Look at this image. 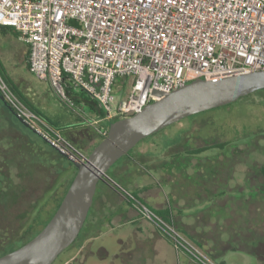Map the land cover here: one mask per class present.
Listing matches in <instances>:
<instances>
[{
  "label": "built area",
  "instance_id": "obj_1",
  "mask_svg": "<svg viewBox=\"0 0 264 264\" xmlns=\"http://www.w3.org/2000/svg\"><path fill=\"white\" fill-rule=\"evenodd\" d=\"M0 25L27 43L30 72L100 136L108 130L101 122L141 111L160 98L155 91L264 70V0H0ZM0 90L15 100L1 75ZM78 91L104 114L91 118L83 112L73 101ZM14 104L18 116L59 154L87 160L60 130L19 101ZM124 192L191 259L217 264L171 221Z\"/></svg>",
  "mask_w": 264,
  "mask_h": 264
},
{
  "label": "rangeland",
  "instance_id": "obj_2",
  "mask_svg": "<svg viewBox=\"0 0 264 264\" xmlns=\"http://www.w3.org/2000/svg\"><path fill=\"white\" fill-rule=\"evenodd\" d=\"M27 48V43L15 35L0 33V57L16 83L24 91L34 88V91L27 93L38 100L44 112L59 125L74 123L78 114L61 101L49 84L44 82L45 80L38 79L28 70ZM129 81L128 79L125 82V86ZM117 83L120 84L119 81ZM244 102L250 105L244 106L246 104ZM17 121L4 110L0 100V151L2 150L0 154L5 153L3 145L8 146L6 163L1 164L4 170L0 174L1 199L5 198L3 187L7 188V180L10 178L15 182L19 179V170L29 166L25 159L17 160L15 157L18 155L17 148L21 142L26 145L27 148L24 150L29 151L31 160L33 158L41 160L48 156L41 154L40 148L35 145L34 131L23 122L18 121L24 127ZM83 122L86 123L84 120ZM62 134L85 153L96 142L95 137L100 136L98 131L88 124L74 131L65 129ZM40 140L44 143L43 138ZM227 140H230L232 145L223 152L219 149H209L200 154V157L191 156L187 163H182L183 161H180L182 158L176 160L174 156L175 153L186 149ZM89 144L92 146L87 150ZM29 145L33 146L34 150L30 149ZM46 146L54 154H49L47 158L52 173L50 180H52L61 167L55 157L58 152ZM129 151L131 155L139 156L137 158L142 161L141 166H134L131 169L126 156L112 165L109 170L110 179H105L107 185L111 187V192L104 194L102 202L95 198L87 219L86 227H88L84 231L83 246L79 249L76 245L65 248L51 264H74V258L83 255L88 242H91L89 248L93 250V254L87 255L86 264H124L116 255L123 247L127 250L124 254H130L138 264H188L182 252L179 253L167 244L155 230H148V225L152 226L148 220L130 208L131 212H135V217L144 224L140 225L141 231L133 230L130 220L124 213V210L130 207L126 204L127 194L124 190L138 192L147 204L154 207H165L171 203L174 207L173 211L178 208L183 215H187L189 225L198 231L201 238H208L209 243L216 248H223L226 237L233 236L226 231H232L231 228L235 223L246 222V219L252 221L254 217L264 219V207L256 208L259 202L262 205L264 202L256 198L257 190L254 188L262 187L264 184V176L259 171V167L264 162V94H250L228 104L186 116L143 138ZM216 154L219 156L216 157ZM24 155L27 153H23ZM181 157L185 156L181 155ZM38 190L40 189H32L29 192L26 202L28 205L37 204ZM99 193L100 186L97 194ZM259 193L264 200V189ZM232 197L235 199L233 200ZM59 198L60 194L56 199H50L47 207L40 211L39 225L47 218L49 211L53 210ZM248 200H251L250 212L245 208L242 209V204L245 207ZM220 205H226L228 209L225 212L220 208L217 209ZM212 216L222 219L215 217L212 219ZM256 220L253 219L252 223ZM263 221H260L261 226H264ZM90 224L93 228L89 229ZM255 226L258 225L253 224L252 227L255 229ZM177 229L181 232L178 227ZM133 231L136 234H133ZM241 231L235 230L234 242H229L235 247L220 257L213 258L205 249L208 246L203 248L194 240L191 242L217 264L221 258L228 264L263 263L257 260L256 255L251 251L242 249L240 240H237L242 239ZM28 235L30 232H26L24 236ZM133 236H135L134 241ZM123 239L129 242L123 244L121 241ZM243 243L247 245L246 242ZM98 251L103 257L97 255Z\"/></svg>",
  "mask_w": 264,
  "mask_h": 264
},
{
  "label": "trees",
  "instance_id": "obj_3",
  "mask_svg": "<svg viewBox=\"0 0 264 264\" xmlns=\"http://www.w3.org/2000/svg\"><path fill=\"white\" fill-rule=\"evenodd\" d=\"M0 29L3 32L10 33L12 35L19 37L18 33L10 26L0 25ZM28 53H29V49H27V51H26V56H27L26 57V61H27L26 64H28ZM28 70H29V66H28ZM0 75L3 78V80L5 81V83L7 84V86L9 87L11 93L15 97V100L11 101L0 90V100L2 101L4 110L9 115H11L15 120L17 119L18 121L23 122L25 124L24 120L20 116H18L17 108H16V105L14 104V102L19 101L25 108L33 111L35 114L40 116L49 125L57 128L58 130H60L62 132L65 129H72V128L78 129V128H81L82 126H85L83 119H81V117L79 115L76 116V121L74 123H68L65 126L59 125L55 119L53 120V118L49 117L44 112V109L42 107H40L38 100L33 99L31 97V95H29L27 93V91H30V92L34 91L33 90L34 88L27 89V91L22 90V87H20L16 83V81L12 78V76L8 73V70H7L3 60L1 59V57H0ZM255 93L264 94V89L257 90L255 92L249 93L245 96H248L250 94H255ZM245 96H242V97H245ZM73 101L77 104V106L80 105L83 112L87 113L89 115V117H91V118L94 117V114H97V115H103L104 114L103 110L97 106L96 102L94 100L90 99L83 91L73 92ZM244 103H246V102H244ZM73 107H75V106H73ZM20 122H18V123L23 126V124H21ZM110 122L111 121H108V123L106 125L107 127H108V124ZM31 132H33V131H31ZM33 133L36 135V137L34 138L35 140H33V141H34L35 145L40 148L41 154H44V156H46V155L50 156L49 154L54 155V154H52V152H50V148H47V146H46V145H48V146H50V145L45 140L43 143L42 142L43 140L42 141L40 140L42 137H40L35 132H33ZM104 137L105 136L95 137L96 142L93 144V146L90 145V147L91 146L92 147L90 148V150H88L86 152L87 156L89 155L91 150L102 139H104ZM20 145L22 146L23 149L20 148ZM20 145L17 148V154L20 156L17 155L15 157L17 158V160L25 159L26 164H28L30 167L28 166L25 169L19 170V172H20L19 176H18L19 179L14 182L9 178L7 180L8 183L6 184L7 188L3 187V190L5 192L3 194V196L5 198L4 199L0 198V255L21 246L22 244H24L25 242L30 240L35 234H37L44 227V225L51 218V216L55 212L56 208L58 207L63 195L65 194V192H66V190H67V188H68V186H69V184H70V182H71V180H72V178H73V176L77 170L76 166L71 162V160L69 158L57 153L55 155V157L58 159L61 169L57 172V175H55L54 178L52 180H50L52 173L50 171V166H49L50 163L48 162V159H47L49 157L48 156L43 157L41 160H36L34 158L31 160L32 156H31V154L28 153L29 151L24 150V148H27L26 145L24 143L22 144V142L20 143ZM230 145H232V142H230V140H227V141H223V142H220L217 144L204 145V146L193 147L191 149H186L183 152L175 153L174 156L176 157V160H178V158H182V160H180V161H183L182 163H187V162H189V158L191 156L192 157H200L199 156L200 154H202L203 152H205L209 149H219V151L223 152ZM29 147H30V149L33 148V146H31V145H29ZM3 150L5 151V153L0 154V174H2V172L4 171L2 168V165H3V163H6V158L8 156V154H7L8 146L3 145ZM32 150H34V149H32ZM1 151H0V153H1ZM25 152L27 153L28 156L27 155L23 156V153H25ZM129 153H130V151H128V153H126V155H129ZM224 153H226V152H224ZM181 155L185 156V157H181ZM218 156L219 155L216 154V157H218ZM111 167H113V166H111ZM111 167L107 170L106 174L99 180V182L97 184L96 192H97V189L99 186H102V185L109 186V185H107L105 179H107V180L110 179L109 170L111 169ZM259 171L264 176V162L259 167ZM262 187L255 186L254 188H256V190H257V192H255V194H257L256 198L259 201L262 200V202H264V200L260 197V193H259V191L264 189V184ZM32 189H34V190L40 189V190H38L39 193H38V196L36 197L38 205L33 204L31 206V205H28L26 203L27 198H28V194H29V192H31ZM110 189H111V187H110ZM58 194H60L59 201L56 203L53 210L49 211L47 218L43 219L39 225L38 224L39 223L38 222V219H39L38 216H39L40 211L43 210V208L45 206L47 207V205L50 203L49 201H51L50 199H52V200L56 199ZM130 194L132 196H134L135 198L139 199L142 203H144V204L148 205L149 207H151L152 209H154L156 212L161 214L167 220L171 221L175 226H177L180 229V231L185 235L186 238H188L189 240H194L198 246H201L203 248L205 246H208L205 249L208 250V253L213 258L224 256V255H226L227 252H229L231 249H233V247H235V246L229 244V242L233 241V237L235 235L234 234L235 230H237L238 232H240V230H242L241 231L242 232L241 233L242 239H237L238 241L240 240L239 243H242L245 241L262 242L264 239V226H261V224H260V221H262L264 219H263V217H258V218L254 217L253 219H255V220L257 219L255 223H252L253 219H252V221L246 219V222L243 221V223L240 222L239 224L235 223L234 227L231 228L232 231H230V230L226 231L227 234H230V235L232 234L233 236H230V238L228 236L226 237V239H225L226 244H224L223 248H216L212 243H209L208 238L207 239L201 238L199 236V234L197 233L198 231L194 230L193 226L191 227L188 224V222L183 221L184 215L180 212V210H177L174 213L173 205L171 203L167 204V206H165V207L155 208V207L147 204L146 201L138 195V192L132 191V192H130ZM45 195H48V196L45 197ZM213 195H215V193ZM253 199L255 200V198H253ZM257 199H256V201H257ZM251 200H252V198H251ZM251 200H248L249 202L245 203V207L242 204V209L245 208L247 210V212H250L252 210L250 207V204H251L250 201ZM126 203L137 214H139L141 216V214L138 212L137 208L134 206L133 201L131 199H128L126 201ZM262 207H264V203L262 205V203L259 202V205L256 208L261 209ZM219 208H220V210H223L224 212L228 209V207L226 205H223V206L220 205L217 209H219ZM214 217L216 219H219V220L222 219V217L219 218L218 216H212V219ZM87 218H88V216H87ZM87 218H86L78 236L67 248H72V247H75V245H76V248L79 249L83 246L84 231L86 230ZM136 219H139V218H136ZM37 224L39 226L35 229ZM253 224L258 225V226H255V229H254L252 227ZM25 230H26V232H30V235L25 237L24 236L26 233ZM157 232L159 234H161L158 230H157ZM161 236L176 250H178L179 252L185 253L188 257H190L184 250L176 247L174 242L171 241L169 238H167L163 234H161ZM221 236H223V235H221ZM134 237L135 236L132 237L133 241L135 240ZM243 237H246V238H243ZM237 240H235V241L237 242ZM121 241L123 242V244H127L129 242V240H125V239H123ZM213 241H214V237L212 238V242ZM90 243L91 242H88V244H86L87 246H86L85 252H83L82 256H78V257L74 258V262H73L74 264H86L87 255L93 254V250L91 248H89ZM126 251L127 250H124V247H123V249H120V251H119L120 253L118 252L119 254L116 253V255H118L120 257L121 261L124 264H138L137 260H135L134 257H130V254H128V255L124 254V252H126ZM97 255L103 257V255H101L99 251H98ZM133 260H134V262H133ZM194 264H200V263H198V262L196 263V261H195ZM218 264H228V263L224 259L221 258Z\"/></svg>",
  "mask_w": 264,
  "mask_h": 264
},
{
  "label": "water",
  "instance_id": "obj_4",
  "mask_svg": "<svg viewBox=\"0 0 264 264\" xmlns=\"http://www.w3.org/2000/svg\"><path fill=\"white\" fill-rule=\"evenodd\" d=\"M260 89H264V70L196 78L170 92L155 91L159 99L108 124L106 136L85 162L71 160L77 170L51 218L30 240L0 255V264H51L78 236L99 180L140 140L186 116Z\"/></svg>",
  "mask_w": 264,
  "mask_h": 264
},
{
  "label": "crops",
  "instance_id": "obj_5",
  "mask_svg": "<svg viewBox=\"0 0 264 264\" xmlns=\"http://www.w3.org/2000/svg\"><path fill=\"white\" fill-rule=\"evenodd\" d=\"M0 33H5V34H10V33H6V32H3V31H1V29H0ZM17 37V36H16ZM19 38V37H18ZM20 39V38H19ZM28 49V48H27ZM44 81V80H43ZM44 82H46V81H44ZM47 83V82H46ZM94 117H97V114H94ZM108 123V120H106V121H103V122H101L100 124L101 125H105V124H107ZM72 131H74V130H77V129H71ZM62 132V131H61ZM89 146V147H88ZM87 146V148H90V144ZM88 150V149H87ZM127 158H128V166H129V164H130V159H131V153L129 154V155H127L126 156ZM117 162V161H116ZM135 166H137V165H135ZM141 166V165H140ZM130 167V166H129ZM138 167V166H137ZM131 169H132V167H130ZM97 188V187H96ZM97 192H98V189H97ZM97 192L95 191V194H94V198H93V202H92V204H91V207H90V209H89V213H88V217H89V214H90V212H91V208H92V206H93V203H94V200H95V198L96 199H98V201H100V202H102V199H104V194H107V193H109V192H111V189H110V187L109 186H106V185H102V186H100V193L99 194H97ZM100 204V203H99ZM127 204V203H126ZM150 205V204H149ZM127 206H128V204H127ZM154 207V206H153ZM130 208L131 207H127L125 210H124V213H125V216L130 220V224L133 226V230L134 231H138V230H142L141 228H140V225L141 226H143L144 224L142 223L143 221H141V220H139V219H136V217H135V212H131L130 211ZM155 208H159V207H155ZM173 209H174V207H173ZM177 210H179L178 208H177ZM177 210H175V211H177ZM174 211V212H175ZM181 212V211H180ZM88 219V218H87ZM183 221L184 222H188V216L186 215H184L183 216ZM149 222V221H148ZM95 223V222H94ZM124 224V223H123ZM149 224H151L150 222H149ZM189 224V223H188ZM92 224H90V226H91ZM152 225V224H151ZM88 227V226H87ZM86 227V228H87ZM90 228H93L92 226L91 227H89V229ZM147 229L148 230H151V231H153V230H155V232L157 233V234H159L158 232H157V230H156V228L152 225V226H149L148 225V227H147ZM86 231V230H85ZM134 231H133V234H136V233H134ZM139 233V232H138ZM160 236H161V234H159ZM162 237V236H161ZM163 238V237H162ZM164 239V238H163ZM165 240V239H164ZM166 241V240H165ZM167 242V241H166ZM167 244H169L168 242H167ZM170 245V244H169ZM171 246V245H170ZM179 253H181V252H179ZM183 255H185V257L187 258V263L188 264H194V262H193V260H191V258L190 257H188L185 253H183Z\"/></svg>",
  "mask_w": 264,
  "mask_h": 264
},
{
  "label": "flooded vegetation",
  "instance_id": "obj_6",
  "mask_svg": "<svg viewBox=\"0 0 264 264\" xmlns=\"http://www.w3.org/2000/svg\"><path fill=\"white\" fill-rule=\"evenodd\" d=\"M248 105H250V104L246 103L244 106H248ZM124 156H127V155L125 154V155H123V157ZM137 157H139V156L131 155L130 164H129L130 167L133 168L135 165L140 166L142 161H140ZM232 199L234 200L235 198L232 197ZM245 242L247 243V245H244L243 242L241 243L242 249L246 250L248 252L251 251L252 254L256 255L257 260H259L260 262L262 261L263 263H261V264H264V239H263L262 242H256V241H253V242L252 241L251 242L250 241H245ZM248 245H250V246H248Z\"/></svg>",
  "mask_w": 264,
  "mask_h": 264
}]
</instances>
